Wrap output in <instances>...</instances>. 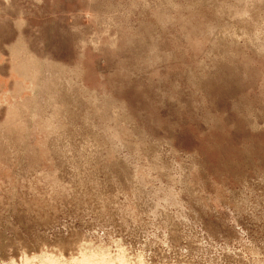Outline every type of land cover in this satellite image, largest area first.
<instances>
[{
    "label": "rangeland",
    "instance_id": "1",
    "mask_svg": "<svg viewBox=\"0 0 264 264\" xmlns=\"http://www.w3.org/2000/svg\"><path fill=\"white\" fill-rule=\"evenodd\" d=\"M90 244L264 264V0H0V264Z\"/></svg>",
    "mask_w": 264,
    "mask_h": 264
},
{
    "label": "bare ground",
    "instance_id": "2",
    "mask_svg": "<svg viewBox=\"0 0 264 264\" xmlns=\"http://www.w3.org/2000/svg\"><path fill=\"white\" fill-rule=\"evenodd\" d=\"M89 246H87L88 248L79 249L78 252H76L77 253L76 256L74 255L75 258H73L72 256V258L69 259L70 261H66L64 260V258H60L59 254L55 255L56 253L53 254L48 252L49 250H47V253L40 252L41 254L25 257L23 264H129L131 263L128 262V259L124 254L125 252H123L122 249L118 250L117 253L115 254L113 253L114 255H111L109 252H104L103 249L101 250V248L96 247L95 249V246L92 245L93 246L92 247L91 244ZM83 247L86 246L84 245ZM5 264H16V262H14L13 260L12 262Z\"/></svg>",
    "mask_w": 264,
    "mask_h": 264
}]
</instances>
